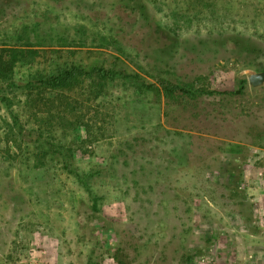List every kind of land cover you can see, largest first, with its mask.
<instances>
[{
    "label": "rangeland",
    "instance_id": "374dc122",
    "mask_svg": "<svg viewBox=\"0 0 264 264\" xmlns=\"http://www.w3.org/2000/svg\"><path fill=\"white\" fill-rule=\"evenodd\" d=\"M106 3L95 21L73 0H0V47L40 57L18 63L17 88L0 92V264H116L109 256L120 247L129 264H264V84L243 74L264 71V0H143L133 25ZM146 25L159 32L157 52ZM99 31L117 35L124 57L94 42ZM59 53L85 64L118 56L153 89L117 80L89 102L33 97L27 84L41 57ZM159 79L219 92L243 82V91L167 99ZM47 143L58 154L40 156ZM218 144L249 151L243 188L258 237L210 192L203 170L181 171L184 158Z\"/></svg>",
    "mask_w": 264,
    "mask_h": 264
},
{
    "label": "trees",
    "instance_id": "16d2710c",
    "mask_svg": "<svg viewBox=\"0 0 264 264\" xmlns=\"http://www.w3.org/2000/svg\"><path fill=\"white\" fill-rule=\"evenodd\" d=\"M103 0H73L79 4L80 9L92 14L95 21L100 19L97 11L94 9L97 3ZM109 12L119 24L125 21V25H133L141 22L144 17L143 0H107ZM77 10L79 7H75ZM90 18V19H91ZM97 26V25H96ZM148 29L146 38L151 42L148 50H156L160 47V39L154 37L159 36L158 31H153L149 25L144 26ZM143 27L139 28L138 34ZM98 42L107 47L114 46V52L119 56H123L125 52L120 47L116 40L117 35L101 34V31L94 34ZM153 44V45H152ZM152 45V46H151ZM156 46V47H155ZM155 48V49H154ZM162 50V49H159ZM38 51L24 49V46H9L3 45L0 47V92L8 89L17 88L13 82L14 69L20 62H33L39 59ZM44 61L39 63V68L35 75L29 80L28 90L33 91V97L38 96V91L70 94L80 98L85 102L95 100L100 97L105 87L113 81L129 82L144 90L153 89V85L147 83L146 79L138 72L130 71L125 68L124 61L120 58L111 56L110 59L99 63H74L70 57L66 55H59L52 58L41 57ZM159 89L164 98L174 99V97H181L184 100H196L198 97L211 96L213 94L232 96L240 94L243 91V82L239 84L236 91H209L206 89H198L193 84L182 81H170L167 79L158 80ZM66 93V94H65ZM1 96V94H0ZM1 100H6L5 96H1ZM33 101L34 99H29ZM22 135V133H21ZM52 147V143H47ZM59 149L52 147L49 151H42L40 156L46 154H58ZM179 151L173 149L171 157L176 155ZM186 150L184 154H186ZM64 158V155H61ZM250 157L248 149L241 148L238 154H228L221 147L217 145L211 150H204L199 152V156L194 159L184 158L183 167L181 171L191 172L192 169L203 170L208 177L210 192L217 195L218 198L225 202V208L228 213L238 216L242 223L247 227L250 235L259 236L261 234L259 227V219L256 207L252 198L248 196L243 188L244 167ZM182 158V157H181ZM191 158V157H190ZM65 160V159H64ZM194 161V164L192 163ZM172 164V162H170ZM220 174L221 179L217 176ZM207 196V195H206ZM209 201L214 205L211 196H207ZM197 250H202L198 247ZM184 262L191 261L192 254L185 255ZM109 258H112L116 264H129L127 255L120 247L113 252Z\"/></svg>",
    "mask_w": 264,
    "mask_h": 264
},
{
    "label": "water",
    "instance_id": "95a60500",
    "mask_svg": "<svg viewBox=\"0 0 264 264\" xmlns=\"http://www.w3.org/2000/svg\"><path fill=\"white\" fill-rule=\"evenodd\" d=\"M243 74L246 75L248 85L253 88L261 87L264 84V71L255 72L245 70Z\"/></svg>",
    "mask_w": 264,
    "mask_h": 264
},
{
    "label": "crops",
    "instance_id": "0c3cea01",
    "mask_svg": "<svg viewBox=\"0 0 264 264\" xmlns=\"http://www.w3.org/2000/svg\"><path fill=\"white\" fill-rule=\"evenodd\" d=\"M253 194H255V193H252V195H253ZM258 200H259L260 202L263 201L261 195L258 196ZM258 208H259V209H258L259 213H260V214H263V213H264V209H262L261 204L258 205Z\"/></svg>",
    "mask_w": 264,
    "mask_h": 264
}]
</instances>
